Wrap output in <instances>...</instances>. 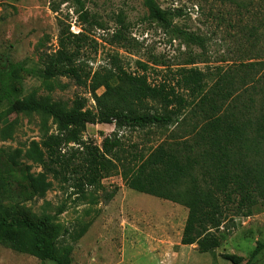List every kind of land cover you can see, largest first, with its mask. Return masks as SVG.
<instances>
[{
  "label": "rangeland",
  "instance_id": "rangeland-1",
  "mask_svg": "<svg viewBox=\"0 0 264 264\" xmlns=\"http://www.w3.org/2000/svg\"><path fill=\"white\" fill-rule=\"evenodd\" d=\"M80 1L90 16L87 22L78 19L75 0H0V110L8 101L30 93L64 102L75 94L88 96L83 88L67 78L44 82L40 76L38 55L56 48L61 23L69 25L72 33L80 32L81 28L87 30L80 57L93 70L108 64L110 56L117 54L128 72L140 70L137 62L146 64L151 84L174 82V71L189 60L194 61L191 66L206 73L215 66L233 63L239 66L250 56L264 53L261 50L264 48L263 30L251 27L254 24L248 23L251 17L233 15L238 9L234 2L155 0L160 7L179 14L172 20L174 25L206 39L205 47L201 48L150 19L144 0ZM245 1L251 3L252 12L257 11L259 3L260 7L264 4V0ZM220 14L227 19L218 23L214 15ZM116 30L122 33L121 44L109 43ZM223 59L228 61L223 63ZM253 87L244 99L253 97L257 101L254 107H257L263 80ZM182 94L189 100L185 92ZM143 104L151 112L158 109L154 101ZM88 105L93 107L94 101L89 99ZM201 114L198 106L188 105L177 121L166 128L125 127L118 130L117 136L128 151H147L160 142L193 143ZM8 122L7 134L0 137V215L25 216L33 221L50 216L52 220L46 231L51 236H58L65 227L91 221L76 242L65 236L66 242L72 245L64 259L66 264H231L221 254L235 253L247 258L255 243L264 241V198L259 195L257 209L251 215L229 213L226 223L216 232L220 245L212 252L200 253L195 244H180L179 236L187 214L185 207L127 188L118 173L102 180L107 190L118 187L114 197L94 206L86 197L74 195L67 184L50 177L52 185L44 196L26 193L21 175L26 171H40L32 158L34 142L46 130L53 132L56 126L51 118L35 112L10 114L3 124ZM114 130L113 124H87L83 138L100 144L102 138L111 136ZM260 146L263 149L255 155V161L264 168V143ZM22 237L30 251L17 250L12 241L0 240V264H57L31 251L29 234ZM248 264H264V252Z\"/></svg>",
  "mask_w": 264,
  "mask_h": 264
},
{
  "label": "trees",
  "instance_id": "trees-1",
  "mask_svg": "<svg viewBox=\"0 0 264 264\" xmlns=\"http://www.w3.org/2000/svg\"><path fill=\"white\" fill-rule=\"evenodd\" d=\"M75 1L78 19L87 22L90 16L83 3ZM220 1L236 3L238 9L233 15L251 17L254 19L248 21L254 23L251 27L264 32V4L260 7L259 3L257 11L252 12L249 1ZM144 3L150 19L187 42L205 47L203 36L173 24V18L179 15L175 11L160 7L155 0H144ZM214 18L218 23L227 19L223 14ZM119 22L122 23L120 18ZM59 27L56 48L38 55L40 76L44 82L67 78L83 88L88 96L75 94L64 102L30 93L8 101L0 110L2 138L9 124L3 121L13 113L35 112L51 118L56 126L53 132L46 130L34 142L32 158L40 171H26L21 175L26 193L44 196L52 185L50 177L67 184L74 195L86 197L94 206L114 197L118 187L107 190L102 180L118 173L127 188L187 209L180 244H195L200 253L214 251L220 245L216 232L226 223L227 215L249 216L257 209V196L264 198V168L255 161L264 143V53L250 56L239 66L234 63L215 66L206 73L191 66L194 61L189 60L174 71V82L151 84L146 64L137 62L140 70L128 72L117 54L110 56L108 64L93 70L80 57L87 30L81 28L80 32L72 33L69 25L61 23ZM122 40L121 31L116 30L109 43L121 44ZM261 50L264 52V48ZM260 80H263L261 98L254 107L257 101L251 96L244 99V96ZM99 89H102L100 93ZM89 99L94 101L93 107L88 105ZM146 101L156 102L158 109L151 112L143 104ZM188 105L198 106L202 111L193 143L160 142L147 151H128L117 136L118 130L125 127L166 128L177 121ZM87 124H113L115 130L97 144L83 138ZM51 220L50 216L33 221L25 216L2 214L0 240L12 241L17 250L30 251L22 237L27 233L35 255L66 264L64 259L72 245L66 242L65 236L76 242L91 221L65 227L58 236H51L46 231ZM261 252H264V241H257L247 258L235 253H223L221 257L231 264H248Z\"/></svg>",
  "mask_w": 264,
  "mask_h": 264
},
{
  "label": "crops",
  "instance_id": "crops-1",
  "mask_svg": "<svg viewBox=\"0 0 264 264\" xmlns=\"http://www.w3.org/2000/svg\"><path fill=\"white\" fill-rule=\"evenodd\" d=\"M179 240H180V236H179Z\"/></svg>",
  "mask_w": 264,
  "mask_h": 264
}]
</instances>
